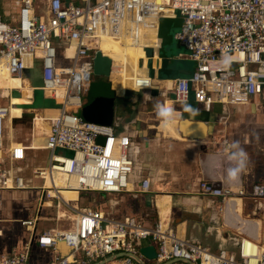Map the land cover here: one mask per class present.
<instances>
[{"label":"built area","instance_id":"built-area-1","mask_svg":"<svg viewBox=\"0 0 264 264\" xmlns=\"http://www.w3.org/2000/svg\"><path fill=\"white\" fill-rule=\"evenodd\" d=\"M37 9L34 0H23L14 22L0 15V60L6 62L10 75L29 81L33 94L39 88L32 85L25 72L40 66L44 82L41 92L61 104L46 136L49 160L34 172L43 181L37 186L42 199L46 195L52 205L54 199L58 207L64 203L46 185L59 172L66 175V185L57 188L58 192L68 189L110 195L130 192L132 186L131 137L118 132L114 124L89 121L82 114L87 102L84 97L94 77V54L105 37L124 43L151 20L156 24L160 44L158 48H143L145 52L158 50L161 19L182 17L183 24L174 38L185 52L178 58L195 65L189 76L170 80L175 102L193 99L210 109L215 103L248 105L264 95V0H46L43 13ZM71 47L75 48L72 57L68 54ZM148 77L151 80L149 69ZM151 84L138 89L150 88ZM10 100L0 102V189H30L25 178L14 175L2 160L3 151H7L6 124L12 118ZM232 143L224 138L222 151ZM58 149L68 155L58 154ZM26 153V145L13 143L6 156L18 162L25 159ZM150 186L151 180L144 178L137 191L149 192ZM200 188L203 194L223 201L247 196L264 198V184L258 182L233 189L203 180ZM48 201L41 203V208ZM41 208L22 220V225L33 230L42 215ZM74 210L76 217L70 228L44 230L38 236L40 247L54 252L48 264H147L140 248L143 240L155 246L156 264H264V246L250 238H241L238 251L213 252L180 237L170 225L162 227L159 222L145 226L136 216L115 220L92 207ZM61 241L70 248L71 255H60ZM33 242L0 254V264H34Z\"/></svg>","mask_w":264,"mask_h":264},{"label":"crops","instance_id":"crops-1","mask_svg":"<svg viewBox=\"0 0 264 264\" xmlns=\"http://www.w3.org/2000/svg\"><path fill=\"white\" fill-rule=\"evenodd\" d=\"M22 1L0 0V15L5 20L14 22L18 17ZM34 1L37 10L43 13V2L46 0ZM107 38L109 37L104 39ZM132 45L153 46L148 40L138 39H135ZM181 52H185V49ZM183 60L192 62L193 67H183L175 60L172 61L171 68L184 71V74L178 77L189 76L191 73L188 72L192 71L195 65L191 60L185 58ZM140 61L139 59V65ZM115 68L114 66L112 81L121 74ZM154 69V74L150 76L151 81L145 72L147 83H152L150 88H128L124 94H118L111 83V89H114L120 98V100L117 98L116 106L118 122L114 125L118 132L131 137L130 156L134 161V172L131 175L130 192L110 195L99 193L103 198L101 206L103 214L115 220L136 216L142 219L145 225H156L159 222L162 227L170 225L180 237L208 247L213 252L238 251L241 238L253 239L264 246V198L254 199L247 196L223 201L218 197L203 194L200 188L203 180L230 186L233 189L243 184L246 186L256 182L264 184V148L258 152L250 148L244 150L248 156L247 166L240 174L239 180L234 183H228L224 179L223 172L211 159L213 154L223 152L221 143L224 138L234 141L233 135L238 128L245 124L259 126L263 123L258 113L264 107V95L256 97L248 105L234 107L215 103L209 109L193 99L189 102L177 103L173 99L171 90V75L159 74L158 68ZM114 73L117 75L115 76ZM12 81L6 62L0 60V88L7 89L9 94L6 98L2 95L3 89L0 90V102L6 103L7 99L8 101L11 99L13 104L11 92L18 89L22 92L21 99H29L32 105L36 103V91L34 94L32 91L31 97H26L23 95L26 86L24 82L20 80V86H13ZM128 91L132 93L127 95ZM41 97L42 108H25L30 107L31 104H28L22 107V114L15 113L12 109V118L8 119L6 124L7 151L13 143L24 144L27 146L28 154L33 158L21 162L10 161L6 156L7 151H3L2 158L4 166L14 175L23 176L31 188L0 191V254H9L13 246L22 247L33 240L31 254L34 264H48L54 257V252L50 248H42L38 244V236L41 232L65 229L59 228L53 208H43L41 219L39 218L33 230L21 223L22 220L31 218L38 209L36 200L39 191L34 189H38L35 188L38 185L36 181L40 179L35 177L34 172L36 168L43 167L39 161L43 157V151H48L44 136H47L54 116L48 119L46 117L58 112L61 107L59 101L44 96L43 93ZM157 105H160L165 112H167L166 107L169 106L174 116L171 113L170 116L159 115ZM35 114L44 118V125L40 126V129H37L33 119ZM184 118L192 122L187 124L185 129L180 130L179 120ZM162 122L173 127V131L179 136L166 133L160 128ZM201 124L205 125V138L186 136L184 131L191 135H200L203 131ZM247 132L243 131L242 135L251 140V133L247 134ZM260 139L264 143V137ZM243 143L248 142L245 140ZM48 160L49 158L45 164ZM144 178L151 180L150 190L146 193L137 191L138 185ZM50 184L51 182L48 181V185ZM64 184L62 175H58L57 185L64 186ZM52 193L55 192L52 190ZM238 199L241 200L240 208ZM46 206H52V203L48 201ZM62 213L66 215L60 208V215ZM145 245H153V243L143 240L140 248ZM58 249L61 256L68 255V252L60 247ZM144 260L147 264H156L155 259L150 260L145 257Z\"/></svg>","mask_w":264,"mask_h":264},{"label":"water","instance_id":"water-1","mask_svg":"<svg viewBox=\"0 0 264 264\" xmlns=\"http://www.w3.org/2000/svg\"><path fill=\"white\" fill-rule=\"evenodd\" d=\"M183 24V18H170L165 17L162 18L160 21V30H159V37L161 38V45L158 50L150 49V53L147 56V68L149 69L150 76L154 74L155 69L158 68L159 74L165 73L167 75H171V78H176L178 75H183V70H177L175 68H171L170 64L175 58L178 57L174 53V47L177 49H181V45L179 41L174 38L175 32L181 28ZM144 58V57H143ZM142 64L145 65V58L142 61ZM113 69V61L106 59L103 56L102 50H96L93 58V75L94 77H103V78H110L112 75ZM188 73H191L189 71ZM25 77L30 79L32 85L36 88H39L38 91H42L41 87L44 86L42 72L40 66L35 70H26ZM110 86L112 87L111 81ZM2 95L6 98L9 95H5L2 92ZM11 96H21L20 91L15 89L11 92ZM117 98L116 92L114 89L106 90L105 87L100 88L98 93L94 95V97L87 101L83 107L82 114L84 117L96 123L101 124H117V114H116V106H117ZM137 98V97H136ZM18 106V105H17ZM192 120L188 118H184L179 120V129L183 130L187 126V124L191 123ZM203 126V131L200 135H191L186 133V136L189 138H197L203 139L206 137L205 135V125ZM100 142L103 141L102 138L99 139ZM59 247L68 252V255H71L72 252L66 245L64 241L59 242ZM141 252L150 260L157 258V251L154 245H145L141 247ZM110 256L108 259H111ZM171 262V261H170ZM145 263V262H144ZM168 263V262H167ZM165 263V264H167ZM99 264V263H95Z\"/></svg>","mask_w":264,"mask_h":264},{"label":"bare ground","instance_id":"bare-ground-1","mask_svg":"<svg viewBox=\"0 0 264 264\" xmlns=\"http://www.w3.org/2000/svg\"><path fill=\"white\" fill-rule=\"evenodd\" d=\"M158 1H159V3L161 2V0H158ZM163 11L166 13L172 12L170 10H163ZM155 25L156 24L153 21L148 20L142 25L141 31L139 33H135V37H131V36L127 37L124 43H122L120 40L109 37L106 39L105 44H108L109 46L110 45H116V47L115 48H106V49L100 47V50H102L103 56L106 59L112 60L113 65L115 67H116L117 63L122 64L121 66H118L115 68V70L117 72H120L121 74L119 77H117L115 80H113V87L117 90L118 94H124V92L128 88H138V86H141V85L147 83V80L145 79V72H146V75L148 77V68H147L148 59H147V56H146V53L144 51L143 46H148V45H132V43L135 39L148 40L150 45L155 46L157 44L156 48H158L160 42L156 36V26ZM118 45H120V46L118 47ZM74 53H75L74 47H71L68 49L69 56H71V57L74 56ZM142 57L145 58V65L144 66L139 65V59ZM11 80H13L12 81L13 86H20L19 84L21 82H24V84L26 86L23 90V95L26 97L32 96V91H33L32 89L33 88L29 85V82L27 80L21 79V77H19V76L16 77L13 75H11ZM20 80H21V82H20ZM3 92L5 93V95L6 94L9 95L7 89H3ZM20 97L21 96L13 97V106L11 107V110L13 109V112H15V113H19V111L17 110V107H18L17 105L23 104L24 99H21ZM25 100H29V99H25ZM168 108H170V107L167 106L166 111ZM58 112L51 113V114L47 115L46 119H48L51 116L55 117L58 114ZM167 115L170 116V113H168ZM34 120H35V124H36L37 129L38 128L40 129L41 128L40 126L44 125L43 124V122H44L43 116H40L39 114H35ZM160 126H161L160 128L165 130L166 133L176 135V133L173 131V127L171 128L170 125L167 124L166 122H162V124ZM176 136H179V135L177 134ZM44 138H45V146H46V137L44 136ZM58 175H62L64 182H65L64 186L66 185V175L63 174L62 172H59V173H55L53 180H50V179L47 180V184H46L47 187L53 188L52 190L57 195H60L62 202L66 203V204H68L71 201H78L79 192L77 190L65 189V190H62L61 192H58L56 190L57 188L61 187V186L57 185V176ZM48 181L51 182L50 185H48ZM237 201L239 202L238 207L240 208L241 200L238 199ZM62 216H67V214L64 215V213H62ZM145 226H147V225H145Z\"/></svg>","mask_w":264,"mask_h":264},{"label":"rangeland","instance_id":"rangeland-1","mask_svg":"<svg viewBox=\"0 0 264 264\" xmlns=\"http://www.w3.org/2000/svg\"><path fill=\"white\" fill-rule=\"evenodd\" d=\"M105 43H106V40L103 39L101 41V48L106 49V48H115L116 47V45H110L109 46L108 44H105ZM119 46L120 45H118V47ZM182 50H184V49L183 48L182 49H177V48L174 47V53L176 55H178V53L181 52ZM146 52L145 53L147 55L150 53V51L147 50V49H146ZM175 62L178 65H181L183 67H187V68H189V67L192 68L193 67V63L192 62L191 63L187 62L186 60H183L182 58H178V57L175 58ZM141 64H142V62L140 61V65ZM118 66H121V63H117L116 67H118ZM116 75H117V73H115V76ZM110 79H112V78L110 77ZM102 80L103 79L101 77H94V80H93L92 85L90 87L89 93L87 94L86 97H84L85 100L92 99V97H94V95L96 93H98V91L102 87H105V89L108 90V91L111 90L110 81H104V85L102 86V83H103ZM35 94L37 96L36 103H34L30 107H25L26 105L31 104L32 102L30 100H23V104H25V106H23V108L24 107L25 108H42L43 107V104H42L43 103V99L41 97L42 96V92L41 91H36ZM6 103H8V99L6 100ZM17 110L21 114L23 113L22 107L18 106ZM261 110L262 111L258 113L259 119H261L262 120L261 122H263V123H261V125H259V126L250 125L249 126V125L245 124L244 126L238 128V130H237L238 132L236 131L235 135H233V140H234L233 142H237L239 144V146L243 150H246V149L250 148V149L254 150L255 152H258V151H261V149L264 148V143L262 142V139H260V137L261 138L264 137V107ZM243 131H248L247 134L251 133V136H252L251 140H249V138L246 139V137L244 135H242ZM245 140L248 143L244 144L243 142ZM57 153L58 154H63V155H68V152L65 151V150H62V149H58ZM6 155H7V152H6ZM49 155H50L49 151H46V150L43 151V157H41L40 158L41 160L39 161L40 164H43V167L46 165L45 161L49 158ZM28 158L31 159V158H33V156L32 155L30 156L28 154V152H27L26 156H25V159H23L21 161H25V160L27 161ZM21 161H18V162H21ZM41 161H43V163ZM36 182L38 184L37 186H42L43 185V181L41 179L37 180ZM32 186H34V185H32ZM35 188H37V187H35ZM34 190L39 191V193H38L39 196L37 197L36 202L38 203V205H37L38 207L37 208L40 209L41 208V203L44 205L45 201H48V200H51V199H49L46 195L45 196L43 195V199H42L41 190H39V189H34ZM0 191H1V189H0ZM52 201H53V205L52 206H50V207L43 206V208H49V209L53 208L52 211L55 213L54 218H56L57 223H59V228H70L72 226V223H73V221H74V219L76 217V216H74L76 214L74 208L75 209H81V208H86V207H92L95 210H100L101 212H103L101 210L102 209L101 206L103 204V198H102V195L99 194V193H81V192H79L78 201H71L72 203L69 202L68 204L62 203V205L59 206V207H58V200L57 199H54ZM43 208H41L40 214L42 213ZM60 208H61V211L65 212L67 214V216H62V215L58 214L59 213L58 210H60ZM56 212H57V217H56ZM40 219H41V216H40ZM56 227H58V226H56Z\"/></svg>","mask_w":264,"mask_h":264},{"label":"clouds","instance_id":"clouds-1","mask_svg":"<svg viewBox=\"0 0 264 264\" xmlns=\"http://www.w3.org/2000/svg\"><path fill=\"white\" fill-rule=\"evenodd\" d=\"M158 114L166 116L172 112V109L168 108L167 112L157 105ZM212 161L219 166V170L223 172L224 179L228 183H234L239 180L240 174L247 166L248 156L247 153L239 146L237 142H233L223 152L215 153L211 157Z\"/></svg>","mask_w":264,"mask_h":264},{"label":"flooded vegetation","instance_id":"flooded-vegetation-1","mask_svg":"<svg viewBox=\"0 0 264 264\" xmlns=\"http://www.w3.org/2000/svg\"><path fill=\"white\" fill-rule=\"evenodd\" d=\"M103 80V83H102V86L104 85V81H111L110 80V78L108 79V78H103V77H101ZM93 80H94V77H93ZM93 80H92V82H93ZM91 85H92V83H91ZM89 93V92H88ZM91 100V99H90ZM90 100H87V101H90Z\"/></svg>","mask_w":264,"mask_h":264},{"label":"trees","instance_id":"trees-1","mask_svg":"<svg viewBox=\"0 0 264 264\" xmlns=\"http://www.w3.org/2000/svg\"><path fill=\"white\" fill-rule=\"evenodd\" d=\"M131 93H132L131 91H128V92H127V95H129V94H131ZM42 99H43V98H42ZM118 99L120 100V98H118ZM23 106H25V104H21V105H20V107H23ZM29 106H32V104L29 105Z\"/></svg>","mask_w":264,"mask_h":264}]
</instances>
